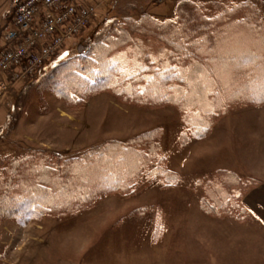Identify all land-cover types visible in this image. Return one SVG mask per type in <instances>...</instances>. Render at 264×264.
Instances as JSON below:
<instances>
[{
  "label": "rangeland",
  "instance_id": "rangeland-1",
  "mask_svg": "<svg viewBox=\"0 0 264 264\" xmlns=\"http://www.w3.org/2000/svg\"><path fill=\"white\" fill-rule=\"evenodd\" d=\"M20 1L0 0V27L8 25ZM179 1L71 0L94 7L83 31L65 41L48 64L32 77L14 83L0 99V156L35 148L77 156L105 140L126 141L159 127L161 148L168 168L178 174L177 182L164 187L160 179L150 182L143 176L134 194L109 193L72 215L57 218L45 213L6 219L0 223V264H261L263 258L258 255L264 254V247L254 244L250 250L256 255L241 254L239 247L245 248V240L232 225L233 220L250 218L252 212L244 196L241 219L236 216L237 210L207 215L201 202H206L205 184L217 170L253 180L255 184L246 193L258 184L256 176L243 172L248 168L250 147L256 149L252 161H260L255 158L264 147V104L230 111L206 137L190 138L182 144L179 135L184 125L174 107L122 103L108 92L70 102L39 79L66 55L78 54V45L75 48L72 44H88L109 13L116 17V13H126L124 9L131 7L129 14L134 18L146 13L164 20L174 16ZM257 2L264 11V0ZM147 43L156 49L155 41ZM6 45L0 34V49ZM120 56L134 60L136 54L132 48H124ZM0 78L7 80L8 73L0 72ZM251 171L264 178V173Z\"/></svg>",
  "mask_w": 264,
  "mask_h": 264
},
{
  "label": "trees",
  "instance_id": "trees-1",
  "mask_svg": "<svg viewBox=\"0 0 264 264\" xmlns=\"http://www.w3.org/2000/svg\"><path fill=\"white\" fill-rule=\"evenodd\" d=\"M124 10L109 13L88 44L77 43L78 54L66 55L40 81L70 102L108 92L122 103L174 107L184 125L182 144L206 137L230 111L264 104V11L257 0H180L164 20ZM124 48H132L134 60L120 56ZM160 137L154 127L77 156L45 148L0 156V223L32 214L72 215L109 193L130 196L143 176L173 185L178 174L167 166ZM254 184L217 170L205 184L202 208L207 215L237 210L241 219L243 196Z\"/></svg>",
  "mask_w": 264,
  "mask_h": 264
},
{
  "label": "built area",
  "instance_id": "built-area-1",
  "mask_svg": "<svg viewBox=\"0 0 264 264\" xmlns=\"http://www.w3.org/2000/svg\"><path fill=\"white\" fill-rule=\"evenodd\" d=\"M94 7L71 0H21L0 34L8 44L0 49V99L18 81L37 73L57 54L64 41L79 35Z\"/></svg>",
  "mask_w": 264,
  "mask_h": 264
},
{
  "label": "crops",
  "instance_id": "crops-1",
  "mask_svg": "<svg viewBox=\"0 0 264 264\" xmlns=\"http://www.w3.org/2000/svg\"><path fill=\"white\" fill-rule=\"evenodd\" d=\"M77 43H73L72 46L76 48ZM78 48V46H77ZM256 149H253V146L249 149V162L247 164L248 168L245 169L247 171L243 172L247 174V176L254 177L256 176L258 179V184L252 187L245 195H244V203L248 207V209L252 212L250 215V218L248 221H236V220H230L232 222L233 227H236L238 231H240V234L242 236L241 239L244 238L245 242V248H241V251H239L241 254H252V245H262L264 247V178H261L260 176L254 175L251 170H254L258 175H262L264 173V147H260L258 150L259 155H256V161H252V152ZM244 166L243 163H241ZM249 169V170H248ZM219 218V217H217ZM229 218V217H228ZM213 219V218H212ZM219 219H225V218H219ZM238 252V250H237ZM264 252V249H263ZM259 257L263 258L261 261V264H264V254L258 255ZM241 257H244L243 255ZM251 264V261L248 263Z\"/></svg>",
  "mask_w": 264,
  "mask_h": 264
}]
</instances>
